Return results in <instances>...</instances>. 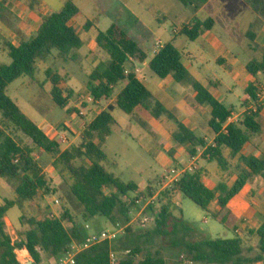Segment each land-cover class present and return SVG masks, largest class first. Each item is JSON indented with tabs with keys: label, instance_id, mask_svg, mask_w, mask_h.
Returning <instances> with one entry per match:
<instances>
[{
	"label": "trees",
	"instance_id": "obj_1",
	"mask_svg": "<svg viewBox=\"0 0 264 264\" xmlns=\"http://www.w3.org/2000/svg\"><path fill=\"white\" fill-rule=\"evenodd\" d=\"M176 1L194 10L206 3V0ZM246 2L258 14L264 15V0ZM79 14L80 10L73 0H66L61 10L41 18L35 35L29 38L21 35L18 46L3 43V51L11 63H0V114L5 123L13 125L31 141V146L19 144L5 129L0 128V180L12 186L17 196L16 200H5L0 206V264H20L17 253L24 251L30 255L33 264H41L43 256L50 257L55 263L70 252L73 244H81L90 233L85 229L86 225L75 220L69 207H64L58 218L42 214L29 219L30 229L21 233L16 242L7 233L5 219L11 209L16 206L21 209L24 204H35L39 196L57 193L37 160L36 151L51 156L54 167L60 165L69 173L73 180L69 187V198L82 208L80 217L84 223L96 217H105L115 226L129 222V215L138 199H147L157 192V187L149 186L142 191L134 182L124 183L104 167L106 154L103 148L114 135L117 125L112 115L115 108L135 118L145 115L154 120L166 118L173 121L177 126L171 136L173 143L185 147L193 158L197 156L198 148H206L207 141L180 123L173 112L153 97L137 77L134 68H129L134 63L143 64L148 60V68L153 76L161 79L171 77L178 84L190 86L196 94V103L210 108L209 128L215 136V147L208 146L202 158L216 161L226 171L229 161L224 157V150H228L232 159L238 157L240 172L232 186L220 183L215 189L208 188L198 172L185 173L170 191L162 193L161 207H150L155 218L151 229L133 231L129 227L116 241L102 242L77 254L75 264H111L112 254L116 255V264H168L167 256L171 250L183 254L178 264H264V221L257 230L248 231L259 240V254L250 259L244 256L243 240L238 236L191 240L194 230L186 225L182 214H174L172 203L173 195L181 194L211 214L219 224L227 229H237L228 204L247 184L264 180V156L242 155L245 146L262 131L259 121L262 108L258 104V89L253 84L246 93L256 104V111H247L241 122L227 124L231 110L219 102L208 88L194 80L182 63V53L173 43L165 44L150 58L128 34L113 24L106 32H99L95 40L97 49L105 52L109 61L101 62L88 75L84 92L97 101L110 100L115 96V102L91 120L77 144L62 150L8 96L12 83L24 76L33 78L38 71V63H47L54 53L57 59L64 62H77L73 52L81 49L83 42L70 22ZM92 26L91 22H87L84 31L88 32ZM213 26L211 19L204 22L196 20L183 27L180 33L188 40L195 41L204 32L211 31ZM245 67L254 78L264 75V59L249 61ZM48 79L52 85L50 96L53 103L69 115L76 112L69 108L76 93L69 87L62 88L63 85L67 86L66 78L49 71ZM210 86L219 89V83L213 80H210ZM136 122L146 127L141 119L137 118ZM170 154L173 156V152ZM213 203L219 207L217 213L211 212ZM156 240L166 242L163 248L166 254L151 251ZM140 243L150 248L144 250Z\"/></svg>",
	"mask_w": 264,
	"mask_h": 264
},
{
	"label": "rangeland",
	"instance_id": "obj_2",
	"mask_svg": "<svg viewBox=\"0 0 264 264\" xmlns=\"http://www.w3.org/2000/svg\"><path fill=\"white\" fill-rule=\"evenodd\" d=\"M77 2L80 5L82 4L81 0ZM105 2L107 1H102V6L106 5ZM159 2L160 5L158 6H149L145 3V0L142 1L141 8H135L137 21L134 23H118L120 28L128 34L140 48L147 52L149 56H152L156 38H161L165 41V36L171 35L172 33V25L175 24L181 27V22L184 20L183 18L191 16L193 12V8L185 7L176 0H160ZM219 4L220 0H217L211 7H216ZM106 9L110 15H108V19L97 24L87 36H83V47L73 52V54L77 56L76 63L69 61L64 62L53 56L47 63H39V69L33 78L27 76L21 77L8 88V96L18 104L29 119L38 126H44L47 134H50L51 127L64 131L65 125L69 124L73 119L67 111L61 110L53 103L50 96L52 85L48 79V72H55L66 78L67 86L63 85L62 88L66 89L69 87L76 93L72 100V105L69 107L70 110L75 108L74 104L79 99L77 94L80 93L79 96L81 97L84 95L88 74L92 71L91 69H93L94 64L96 62L109 61L105 52L97 50L95 46L92 47L98 33L106 32L111 27L112 20L115 18V15H113L114 8L107 6ZM82 19L83 18H80L79 21L81 22ZM215 19L219 27L224 22L221 15L215 17ZM184 46L190 50L200 48L198 42H193L188 39L184 40ZM180 50L183 51L182 47ZM0 63L4 65H9L11 63V59L3 52L1 44ZM136 66L142 71L143 75H152L143 65L137 63ZM129 68L133 67L129 66ZM205 74L215 80L223 82V87L214 93L219 100L229 108L231 106H239L238 98H242L243 92L240 89H235L234 95L227 93L228 88H230L231 79L229 78V74L227 72L225 73L223 67L211 62L207 65ZM109 103V101L104 102L103 105H101L102 107L84 106L86 108L87 117L93 118L96 112H100L104 107L106 108ZM112 115L118 124L114 127V135L103 148L106 154L104 167L117 176L122 182H134L140 187H145L150 180L154 179L153 182L156 184V182H160L161 177L166 175L170 170L180 168L181 164H189L186 155H181L178 159H174L169 153L171 148L175 151V148L177 149L179 147L175 145L171 139V135L176 132L175 130L177 128L173 121L167 120L168 123L161 121L158 124V128H160L164 134H160L157 128L155 129V120L145 115H139L137 117L146 123L145 128L136 122L137 118L125 114L118 108L112 111ZM259 120L262 126H264V119L260 118ZM0 128L5 129L19 144L31 146V141L25 138L13 125L5 123L1 114ZM154 129L157 131L158 135H156ZM204 129H207V127H200V129L196 131V134L202 136ZM67 136L69 138L70 134L67 133ZM259 139V136L254 138L255 141ZM61 148L65 149L66 147L63 146ZM38 153L39 152L36 151V156ZM226 158L230 163L226 171L223 170L216 161H208L202 158L197 160L196 167L198 171L196 172H198L201 180L208 188L214 189L220 183L232 184L235 177L240 172L239 161H234L228 154ZM51 159L49 155L43 154L38 160L39 163L43 165L44 161H51ZM45 168L48 169L46 175L57 193L47 197L39 196L35 205L37 204L40 210H46V207L51 208L54 200H58L60 206L54 207V212L58 216H60L64 207H69L75 220L83 226L89 225L90 232L99 233L101 231L114 230V225L111 220L105 217H96L84 223L80 217L82 208L69 198V187L73 183L69 173L63 170L60 165L54 167L51 162L48 166H45ZM156 187H158V184ZM15 197L16 193L14 188L12 186H6L4 182L0 180V205H2L5 200H14ZM172 201L174 214L176 216L182 214L186 225L194 230V233L191 235V240L199 241L210 237H221L225 239L233 237V232L231 230H227L223 225L216 222L211 214L198 208L191 200L185 198L183 195L174 194ZM35 205L24 206L21 209L16 206L9 211L8 216L11 218L9 221L14 222L17 227H8L6 225V231L15 242L21 233L30 229L28 220L36 216H41L40 211H37ZM214 206L215 205L212 204V207ZM212 211L213 208H211V212ZM20 214L19 222H17V217ZM136 216L137 211L134 207L131 210V215H129V220L135 219ZM153 226L152 222L145 228L140 227L137 222L131 225L133 231L151 229ZM66 228L69 229V226L66 225ZM248 229V226L244 229L242 238L243 254L245 257L254 259L259 254V240L256 236H251L248 233ZM140 244L144 250L150 248L144 243ZM165 244L166 242L164 240H156L152 244L151 251L154 252L158 250L164 255L166 254L163 250ZM182 255L183 254L178 251L171 250L167 256V263L178 264V260ZM17 260L20 264H26L28 262L33 263L28 253H26V255L17 254ZM41 264H54V260L50 257L43 256Z\"/></svg>",
	"mask_w": 264,
	"mask_h": 264
},
{
	"label": "crops",
	"instance_id": "obj_3",
	"mask_svg": "<svg viewBox=\"0 0 264 264\" xmlns=\"http://www.w3.org/2000/svg\"><path fill=\"white\" fill-rule=\"evenodd\" d=\"M77 1L78 0H73L74 4L79 8L80 14L74 18L70 24L77 29V32L83 42V36H87L88 33L97 26V24L108 19L110 15L107 12V6L114 8L113 15H115V18L112 20V25L115 24L119 26L118 23H134L137 21L135 8H141L142 1L144 0H106L107 2H105L106 5L104 6H102L103 0H81V5L78 4ZM159 1L160 0H145V3L149 6H158L160 5ZM216 1L217 0H206V3L199 9H193L191 16L183 18L184 20L181 22V27L173 24L171 35H166L165 41L161 38H156L155 45L158 41H160L163 46L168 43H173L174 46L182 53V63L194 80L208 88L214 97L221 103L223 102L219 100L214 93L223 87V82L207 76L205 74V69L211 62L223 67L225 73L227 72L229 74V78L231 79L230 88H228L227 93L234 95L235 89H240L243 92L242 98H238L239 106H231L229 108L223 103L231 110L232 118L236 123H238L245 118L247 111L256 109V104L253 103L250 96L246 93L248 87L253 84L257 89L264 88V75L260 74L254 78L246 71L245 67L246 63L249 61H259L264 59V15L258 14L254 8L247 4V0H220L219 5L211 7V5ZM65 2L66 0H0V44L2 50L4 42H8L13 46H18L21 35L26 38L35 35L40 27L41 18L47 14L61 10ZM219 15L222 16L224 21L220 27L215 19V17H218ZM80 18H83L81 22L79 21ZM208 19H211L214 22L212 30L204 32L197 40L193 41L198 42L200 48L190 50L184 46V40L187 38L180 33L182 28L193 24L196 20L204 22ZM87 22H91L93 26L88 32H85L84 27ZM96 38L94 39V45H92V47L95 46L97 49L95 44ZM181 47L183 51L180 50ZM53 56L56 58V53H54ZM152 56L149 57L151 58ZM100 63L101 62H96L91 70L93 71ZM136 64L137 63H134V65H130V67L139 71L138 74H136L137 77L143 82L145 87L150 91L156 100H158L167 110L175 114L180 123L193 131L195 134L200 127H207V129L203 130L202 136H199L207 141V148L215 139L213 132L209 128V121L211 119L210 108L207 106H200L196 103V94L190 86L178 84L171 77L161 79L148 74L143 75L142 71L136 66ZM148 64L149 60L141 65L146 67L149 71ZM210 80L218 82L219 89L216 90L212 88L210 86ZM107 101L110 103L106 106V108L114 105L115 96L110 100H102L100 106ZM72 102L73 101H71V105ZM258 104L262 108L259 119H264V99H262ZM106 108L104 107L103 110ZM100 112H96L95 115H98ZM167 120L168 119L166 118L155 120V129L157 128L160 134L164 133L160 130V128H158V124L161 121L167 122ZM71 123H75V121L72 122L71 120ZM39 127L46 133V135H48L44 126ZM261 127L262 131L259 135H257L260 139L255 141L254 138L256 136L253 137L251 142L245 146L242 155L253 156L256 158L264 156V126L261 124ZM156 135H158L157 131ZM69 140L71 142V146L75 145L80 141V136L71 133ZM206 148L197 149V156L194 158L195 163L199 158L201 159L203 157ZM172 152L174 159H178L181 155H186L187 160L190 163L193 158L188 154L185 147L179 146L177 149L175 148V151L171 148L169 153ZM227 154L229 155V151L224 150L225 158L227 157ZM42 155L43 154L39 152L36 156L37 160ZM205 160H208V158H205ZM233 160L238 161V157ZM53 161L54 159L52 158L51 161L46 160L43 165L40 164L45 173L48 172V169H46L45 166H48L50 162L53 164ZM188 165L189 164H181L180 168ZM153 181L154 179L150 180L145 187L138 186L142 191L149 186L156 187L158 181L156 184ZM234 181L232 184L227 185L232 186ZM4 184L6 186H10L5 182ZM16 198L17 196L14 200H16ZM27 204L35 205L30 203ZM27 204H24V206H28ZM213 204L215 206L211 207L213 208L212 213H217L219 211V207L216 203ZM35 206L37 211H40L41 215L54 211L53 206H51V208L46 207V210H40V207L37 204ZM228 210L232 213L237 225L236 230L229 229L233 232V237L238 236L242 239L244 229L247 228V226L249 227L248 231L257 230L264 221V180H257L255 183L247 184L240 194L230 201L228 204ZM8 214L5 219L6 225L8 227H17L14 222L9 221L11 218ZM20 216L21 214L17 217V222H19ZM210 238L215 239L213 237ZM18 239L19 237L17 238V241ZM13 242L15 241L13 240ZM26 253L27 252L24 251L18 252L17 254L24 255Z\"/></svg>",
	"mask_w": 264,
	"mask_h": 264
},
{
	"label": "built area",
	"instance_id": "obj_4",
	"mask_svg": "<svg viewBox=\"0 0 264 264\" xmlns=\"http://www.w3.org/2000/svg\"><path fill=\"white\" fill-rule=\"evenodd\" d=\"M163 47L162 43L158 41L155 45V48L153 50V55H156L158 51ZM138 70H135V73L138 74ZM125 74H128V71L125 72ZM79 99L75 102V109L76 112H73L70 116L73 118L72 122L75 121V123L69 122V124L65 125V129L63 130H57L55 128H50V134H48L49 138L56 141L61 147L65 146L66 148H69L71 146V142L67 136V133L69 134H75L77 136H80L83 130L86 128V126L91 122L93 118H88L86 115V108L84 106H100L101 101L95 100L90 94L84 93V95L79 96ZM257 98L259 102L264 99V88L258 89ZM253 111H256L253 110ZM236 123L232 116L228 119L227 124ZM210 147H215L214 141L209 144ZM206 150V149H205ZM197 171L195 159L192 158L189 165L183 168H175L167 172L166 175L161 177V181L158 184L157 192L152 197H149L147 199H138L135 204V209L137 211V216L135 219L129 220L126 224H120L117 223L114 226V230H106L99 233H89L88 236L85 238V240L81 244H73L70 252H68L65 256L58 259L54 264H75V257L80 252L87 250L99 243L102 242H113L116 241L120 236L124 235L127 228L131 227V225L134 222H137L140 227L145 228L147 227L150 222L154 225L155 218L153 213L151 212L150 207H161V195L162 193L166 191H170L174 185L175 182L179 180V178L184 175L185 173H195ZM53 207H59L60 202L58 200H54L52 203ZM50 218H58L59 216L54 212L51 211L48 213ZM131 215V213H130ZM66 226L67 224L64 223ZM68 226V225H67ZM85 229L87 231L90 230L89 225L85 226ZM117 258L116 255H111V264H116Z\"/></svg>",
	"mask_w": 264,
	"mask_h": 264
},
{
	"label": "water",
	"instance_id": "obj_5",
	"mask_svg": "<svg viewBox=\"0 0 264 264\" xmlns=\"http://www.w3.org/2000/svg\"><path fill=\"white\" fill-rule=\"evenodd\" d=\"M26 264H33L32 262H28V263H26Z\"/></svg>",
	"mask_w": 264,
	"mask_h": 264
}]
</instances>
